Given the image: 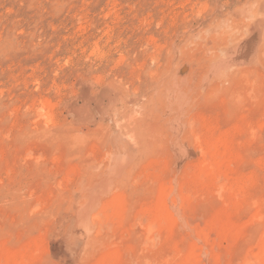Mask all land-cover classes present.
<instances>
[{
    "label": "rangeland",
    "instance_id": "rangeland-1",
    "mask_svg": "<svg viewBox=\"0 0 264 264\" xmlns=\"http://www.w3.org/2000/svg\"><path fill=\"white\" fill-rule=\"evenodd\" d=\"M0 264H264V0H0Z\"/></svg>",
    "mask_w": 264,
    "mask_h": 264
},
{
    "label": "bare ground",
    "instance_id": "bare-ground-1",
    "mask_svg": "<svg viewBox=\"0 0 264 264\" xmlns=\"http://www.w3.org/2000/svg\"><path fill=\"white\" fill-rule=\"evenodd\" d=\"M263 255V254H262Z\"/></svg>",
    "mask_w": 264,
    "mask_h": 264
}]
</instances>
